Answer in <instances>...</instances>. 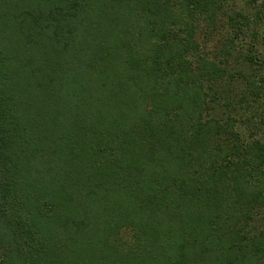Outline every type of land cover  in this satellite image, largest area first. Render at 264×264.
<instances>
[{
  "label": "trees",
  "instance_id": "obj_1",
  "mask_svg": "<svg viewBox=\"0 0 264 264\" xmlns=\"http://www.w3.org/2000/svg\"><path fill=\"white\" fill-rule=\"evenodd\" d=\"M0 264H264V0H0Z\"/></svg>",
  "mask_w": 264,
  "mask_h": 264
}]
</instances>
